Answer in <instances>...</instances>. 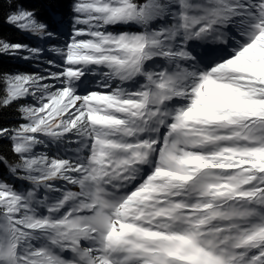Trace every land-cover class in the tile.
I'll return each mask as SVG.
<instances>
[{
  "label": "snow or ice",
  "instance_id": "obj_1",
  "mask_svg": "<svg viewBox=\"0 0 264 264\" xmlns=\"http://www.w3.org/2000/svg\"><path fill=\"white\" fill-rule=\"evenodd\" d=\"M0 17V264H264V0Z\"/></svg>",
  "mask_w": 264,
  "mask_h": 264
},
{
  "label": "trees",
  "instance_id": "obj_2",
  "mask_svg": "<svg viewBox=\"0 0 264 264\" xmlns=\"http://www.w3.org/2000/svg\"><path fill=\"white\" fill-rule=\"evenodd\" d=\"M25 7H29L33 4L39 5L41 3V0H22ZM66 11V9H64ZM5 11H7V8L5 6ZM41 11H43L41 9ZM126 28L125 26H116V28ZM132 30V29H129ZM0 35L5 37L6 39L13 41V42H27L32 44L33 46L40 43V41L36 40L34 37L29 36L27 33L18 31L16 28L6 25L3 23V18L0 17ZM5 66L6 68L10 70H35L30 62L25 61H19V60H5ZM12 112V109H5L3 111V115L7 117Z\"/></svg>",
  "mask_w": 264,
  "mask_h": 264
},
{
  "label": "rangeland",
  "instance_id": "obj_3",
  "mask_svg": "<svg viewBox=\"0 0 264 264\" xmlns=\"http://www.w3.org/2000/svg\"><path fill=\"white\" fill-rule=\"evenodd\" d=\"M109 30H110V31H124V30H129V29H128V28L120 29L119 27L116 28V26H115V27H110ZM132 30H133V29H132Z\"/></svg>",
  "mask_w": 264,
  "mask_h": 264
}]
</instances>
